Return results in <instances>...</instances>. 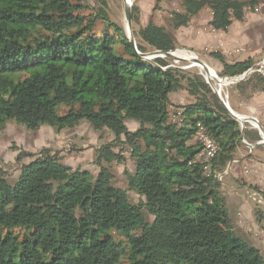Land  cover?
I'll return each mask as SVG.
<instances>
[{
	"label": "trees",
	"instance_id": "trees-1",
	"mask_svg": "<svg viewBox=\"0 0 264 264\" xmlns=\"http://www.w3.org/2000/svg\"><path fill=\"white\" fill-rule=\"evenodd\" d=\"M258 4L181 0L183 11L169 12L162 26L154 17L143 24L134 3L135 48L111 20L108 0H0V133L9 123L61 132L86 122L100 138H114L96 152L95 179L47 148L19 150L12 182L0 168V264H264L260 250L235 230L217 178L244 148L242 138L253 145L262 135L248 123L242 129L199 69L143 58L175 51L173 32L203 9L222 32ZM211 56L222 64L221 77L254 68L253 60ZM235 85L256 93L264 76ZM181 92L187 103L174 104L170 95ZM129 121L139 128L129 130ZM200 127L220 147L209 172L199 159ZM125 148L134 158L127 190L113 184L112 171ZM129 192L142 201L132 202Z\"/></svg>",
	"mask_w": 264,
	"mask_h": 264
},
{
	"label": "crops",
	"instance_id": "crops-1",
	"mask_svg": "<svg viewBox=\"0 0 264 264\" xmlns=\"http://www.w3.org/2000/svg\"><path fill=\"white\" fill-rule=\"evenodd\" d=\"M144 3H139L141 11L146 12L145 15L146 23L150 17H154V19L161 20V24L165 23V19L168 17L169 13L165 15V11L163 12L165 15V19L161 16L160 11H156V1L157 0H141ZM140 1V2H141ZM167 6L166 4L164 5ZM157 12V14L154 13ZM203 11V10H202ZM202 11L194 17L192 22L187 27H182L179 30H175L173 35L176 39V44H178L179 48L187 49L193 52H200V51H207L208 53L219 52L221 53L225 59L229 62H244L247 60H253L254 68L253 70H257L254 73H258L264 76V0L260 2L254 9H249L245 20L243 22L234 21L233 24L228 28L226 31L218 32L211 28L210 22L212 20V11H210V17L205 21H200ZM199 19V20H198ZM156 20V21H157ZM145 23V24H146ZM203 28V29H202ZM207 28V29H206ZM241 53H247V59L236 61L234 56L239 55ZM216 63L217 68L222 71L223 67L220 61L215 59L211 56ZM262 69V71L260 70ZM251 73V74H254ZM241 82V81H239ZM239 82H235L236 84ZM234 83V84H235ZM183 93L184 98L183 100H179L178 94ZM181 93H174L170 95L171 101L174 104H186L188 101V95L186 92ZM235 100L240 101L241 106H247V104L253 105H263L264 106V90L257 91L256 93L248 94L242 93V91L238 90L235 91ZM182 95V94H181ZM246 104V105H245ZM230 108L240 116H252L255 117L259 122L260 119L258 115L263 114L264 112H258V115H251L248 113H243L239 109H242L240 105L230 104ZM256 110V109H254ZM254 112V111H253ZM133 122V121H129ZM136 123V122H135ZM261 124V122H260ZM9 125V124H8ZM251 125V124H250ZM262 125V124H261ZM127 126L129 128L128 122ZM242 126V125H241ZM255 128V127H254ZM264 128V125H263ZM257 129V128H256ZM7 130V128H6ZM129 130H131L129 128ZM132 131V130H131ZM41 133V137L38 136V133ZM35 133L36 136H33ZM81 136L85 139V144L83 147L78 148L73 145V141L71 140L74 136ZM22 146L24 147L23 150L27 152L30 151V148H34L35 146L42 145L43 147L51 148L56 152L60 153V156L64 157V161L67 165L72 168H83L90 171H94L97 167L94 164V156L96 152L100 150L103 144L112 141L114 138L109 133H106L103 138H100V134L95 132L91 129L90 125L86 122L82 123L74 132H61L57 133L52 127L49 126H42L38 131L31 132L28 131L26 128L24 130V135L22 136ZM107 138H111L110 141L106 140ZM39 138L42 140L40 141ZM24 142V143H23ZM105 142V143H104ZM248 143V142H247ZM249 144V143H248ZM19 145V144H18ZM255 145V144H254ZM264 144L259 145L254 149L249 147V152L243 156L242 158H237L232 161L226 172H228L227 176L232 174V166L234 163L243 162L247 165H253L254 169L257 172L264 174V161L255 154L256 149L261 148L264 152ZM21 150V148H20ZM19 153V151H18ZM35 153V152H32ZM99 171V169H98ZM19 173V170H18ZM231 176V181L220 188V194L223 198L227 199V205L239 206L242 209L243 207V215L244 219L236 220L234 223L235 230L243 237H247L244 231H247L248 228L244 227L245 225L252 226L251 230H261L264 229L263 219L258 221L256 217V212L254 211L253 202L247 200L246 196L242 195V190L244 191V195L250 196V193L253 194V188L251 186L264 184V178H259L256 180V183H251L250 179H247V183L249 185H241L237 184V176L233 174ZM264 177V176H262ZM246 193V194H245ZM255 194L257 191L254 192ZM241 229V230H240ZM264 231V230H263ZM261 230V232H263ZM250 238V236H248ZM252 240V239H250ZM259 240L256 238V241ZM258 245L261 242L257 241ZM260 250L264 249V245L257 246Z\"/></svg>",
	"mask_w": 264,
	"mask_h": 264
},
{
	"label": "rangeland",
	"instance_id": "rangeland-1",
	"mask_svg": "<svg viewBox=\"0 0 264 264\" xmlns=\"http://www.w3.org/2000/svg\"><path fill=\"white\" fill-rule=\"evenodd\" d=\"M140 1L141 0H131L133 5H134V3H136L137 5H139V3H144V1H141V2ZM180 2H181V0H160V3H158L156 1V6H155L154 10L160 11L161 13H163L165 11L166 12L165 15H166L167 13H169L173 10H179L181 8ZM260 2H263V0H258V3H260ZM108 3H109V15H110L111 20L113 22H115L116 24L122 26L126 31V29H127V20H126V14H125L126 4H125L124 0H108ZM165 4L167 5L166 7L164 6ZM180 11H183L182 8L180 9ZM210 11L211 10L209 8L203 9V11L201 13L200 21H205L206 19H208L210 17ZM154 13L157 14V12H155V11H154ZM147 14H146V12L141 11V20H142L143 24L146 23L145 21H146L147 17H145V15H147ZM165 15H164V13L161 14V16L163 17V18H161L162 20L165 19ZM148 16H149L148 18H150V15H148ZM156 22L158 23V25H162V26L166 25V23L161 24L160 19H158ZM167 28H168V31H172L170 27H167ZM176 48L177 49L175 50V52L180 51V52H183L187 56L197 57L199 60H201L202 62L207 64V66L214 72V74L216 73L218 75L220 81L222 80V88H221L222 89V97L224 99H226L228 97V103H230V104L235 103V106L236 105L241 106L240 101L235 100V94L234 93H235V91H237V88L235 85L236 83L235 84L231 83V80H225L226 77L220 76L221 71L216 66V64H218V63H216L213 59H211L210 53H208L207 51L193 52V51H190L187 49H181V48H179L178 44H176ZM150 53H153V52H150ZM246 54L247 53H241L239 55H235L234 58L236 61L245 60V59H247ZM183 63H188L189 65L183 66V65H181L180 62H176V64L180 65L182 68H185V69H188V68L199 69L200 73H203L204 76H206L205 72L201 68L190 67L191 66L190 62H183ZM250 75L251 74H248L245 78H247ZM218 81L219 80H214L212 82L213 87L216 89H220V85H219ZM181 94H178L179 100H183V98H184L183 93H181ZM247 94H248V96L251 95V93H249V92ZM241 107H242V109H239L240 111H242L243 113L251 114V115H258L259 111L264 112V106L263 105H253V104L249 103V104H247V106L242 105ZM254 109H256V110H254ZM258 118L260 119V122L263 126L264 125V113L258 115ZM128 125L132 131H136L139 128V124H137L135 122H128ZM251 127L254 128L253 125H251ZM77 128L65 129V130H63V132H74V130H76ZM24 130H25V127L22 125H18L16 123H9V125L7 126V130L0 133V168H3L5 173L8 175V180L10 182L14 181V179L18 175V166L19 165L16 162V158L18 156V151L20 150V148L24 149V147L22 146V143H21V140L23 138L22 136L24 135ZM56 132L61 133L62 131L61 132L56 131ZM105 134L106 133H104L103 136H105ZM33 136H36L35 133H33ZM38 136L41 137L40 132L38 133ZM110 139L111 138L106 137L107 141H110ZM39 140L41 141L42 139L39 138ZM71 140L73 141V145H75L78 148L83 147V145L85 144V141H86L85 139H83L79 135L74 136ZM242 144L244 145V148L241 147L238 150V152H237V158L238 159L245 156L250 150L249 148H246L247 146L243 142H242ZM46 148L47 147H43L42 145L37 144V146H35L34 148H30V151L37 153L40 150L46 149ZM47 149H50L53 153H56V151H54L51 148H47ZM116 150H119V148ZM123 150H124V160L120 164L114 165L112 168V171L115 174L113 184L116 185L117 187H120L124 190H127V178H126L125 172L126 171H129V172L133 171L134 158L130 157V153L128 152L127 148H125ZM255 154L258 155L262 161H264V152L261 150V148L256 149ZM62 158H63V163H65L64 157H62ZM95 158L96 157L94 156V160H95ZM94 164H95V162H94ZM95 166L97 167V169H95L94 171L88 170L91 172V178L92 179H95L97 177V175L99 173L98 169L100 170L98 165L95 164ZM104 166H107V164L104 163ZM79 168L80 167L73 168V169L76 170ZM81 169L87 170V169H83V168H81ZM233 174H235L238 178L237 179L238 185H241V183H243V185H249L250 183H247V181H246L247 179H250L251 183H256V180H258L259 178L260 179L264 178V177H262V176H264V174L257 172V170L254 169L253 165H247L243 162H237V163L233 164L232 174L230 173V176H227L228 172H225L222 180H219V177H217L219 182H220L219 191H220L221 186H224V184H227L229 181H231L230 178H232L231 176H234ZM251 188H253V193L255 191H257V194H260V196L264 200V184L263 183L259 184V185L251 186ZM129 195H130L131 201L136 203V204H138L142 201L140 196H138L134 192H129ZM242 195L246 196L247 200L250 201L251 203L253 202L252 204L255 207L254 211L256 212V217H257L258 221H259V219H258L257 212H261V215L263 217V224H264V201H262V202L255 201L254 202L250 197H248V195H244L243 190H242ZM220 198L222 200V203H224V205L228 211V215L232 221L233 226H234V223L236 222V220L244 219V215L242 213L243 207L241 209V208H239V206L227 205V203H226L227 199L223 198V196H220ZM146 217L149 220H153V217L151 215H149L147 212H146ZM244 227H247L248 230L247 231L243 230V233L247 234V237H244V236L243 237L249 243H251V245L255 246L256 248H258L257 246H259L261 244L264 245V231H263L264 229H261L263 232H261V230H256V229L250 231L252 226L245 225ZM248 236H250V238H248ZM256 238L259 239L257 241L258 242L260 241L261 244L258 245ZM250 239H252V240H250ZM260 252L264 257V249L260 250Z\"/></svg>",
	"mask_w": 264,
	"mask_h": 264
},
{
	"label": "water",
	"instance_id": "water-1",
	"mask_svg": "<svg viewBox=\"0 0 264 264\" xmlns=\"http://www.w3.org/2000/svg\"><path fill=\"white\" fill-rule=\"evenodd\" d=\"M126 7H125V14H126V20H127V29H126V33L131 41V43L133 44V46L136 48V41L134 39L133 36V21H132V2L131 0H124ZM144 59L152 61L154 59L157 58H170L173 59L175 62H190L191 66L190 67H198V68H202L205 72V79L207 81L208 84H210L213 88V90L215 91V93L219 96V98L221 99V102L223 104V106L229 111V113L238 121L240 122V124L242 125V129L245 128V124H251L255 127H257V129L259 130L260 134L262 135L263 140L255 145H251L248 144L245 141H242L247 147L254 149L259 145H263L264 144V128L263 126L260 124V122L252 116H240L238 114H236L231 108L229 103L222 97V84L220 81L219 85H220V89H216L213 87V78L211 77V71L210 68L207 66V64H205L204 62H202L201 60H199L197 57H193V58H184L181 56L176 55L175 51H170V52H162V51H155L153 53H149L143 56ZM248 75V72L243 75L242 79L239 81H243L244 78ZM237 81V82H239ZM242 140H244V138H242Z\"/></svg>",
	"mask_w": 264,
	"mask_h": 264
},
{
	"label": "built area",
	"instance_id": "built-area-1",
	"mask_svg": "<svg viewBox=\"0 0 264 264\" xmlns=\"http://www.w3.org/2000/svg\"><path fill=\"white\" fill-rule=\"evenodd\" d=\"M247 15V14H246ZM264 65L261 67L263 68ZM262 71V69H260ZM257 70H253L251 69L250 71H248V74H251V73H254L256 72ZM245 75V74H244ZM243 77H240V78H226L225 80H231V83H235L239 80H241ZM227 102H228V97L225 99ZM255 127V126H254ZM257 128V127H255ZM196 139L201 143L202 145V153L200 154L199 156V159L201 161H203L205 164H207L206 166V170H208L209 172V169H210V163L215 159V157L218 155L219 153V150H220V147L218 145V143L212 139L207 133L206 131L204 130L203 127H200L197 135H196ZM242 141H245V140H242ZM246 142V141H245ZM225 174V173H224ZM224 174H219L218 177H219V180H222L223 177H224ZM254 202L255 201H259V202H262L264 201L262 199V197L260 196V194H251L250 193V196H249Z\"/></svg>",
	"mask_w": 264,
	"mask_h": 264
},
{
	"label": "bare ground",
	"instance_id": "bare-ground-1",
	"mask_svg": "<svg viewBox=\"0 0 264 264\" xmlns=\"http://www.w3.org/2000/svg\"><path fill=\"white\" fill-rule=\"evenodd\" d=\"M176 55H178V56H181V57H184V58H193V57H190V56H187V55H185L183 52H180V51H177L176 52ZM202 69V68H201ZM203 70V69H202ZM204 71V70H203ZM210 71H211V77L213 78V80H219L220 81V79H219V77H218V75L215 73L214 74V72L210 69ZM221 82V84H222V80L220 81Z\"/></svg>",
	"mask_w": 264,
	"mask_h": 264
}]
</instances>
